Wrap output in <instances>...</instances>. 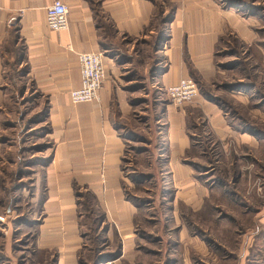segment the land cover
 Returning <instances> with one entry per match:
<instances>
[{
    "label": "crops",
    "instance_id": "crops-1",
    "mask_svg": "<svg viewBox=\"0 0 264 264\" xmlns=\"http://www.w3.org/2000/svg\"><path fill=\"white\" fill-rule=\"evenodd\" d=\"M54 1L0 0V135L4 129L3 105L13 97V67L19 63V71L24 64L22 78L26 87L45 100L52 128L48 133L52 159L44 180L49 189L48 216L56 217L42 229L43 247L58 251V264H76V229L60 226L58 216L66 214L68 208L71 211L72 206L66 207L62 200L70 198V185L77 181L90 185L99 194L104 210L115 217L122 238L118 260L134 263L132 256H137L139 245L134 227L142 210L129 200L126 190L153 176L147 179L134 161H126L131 140L121 125L132 113L136 92L129 87L139 81L136 74L145 75L160 66L162 75L157 79L165 89L192 77L193 69L201 74L200 93L194 101L181 106L171 100L166 104L161 148L165 160L156 179H162L161 192L171 195L174 216L199 217L198 225L203 227L202 222L211 221L212 201L228 196L218 184L221 173L216 170L225 159L230 166L235 164L229 159L230 150L241 151V157L246 158L256 153L264 160V139L247 126H239L223 105L225 99L237 110L243 105L247 113L242 111V115L254 120L257 112L248 107L249 94L220 93L223 98L219 101L209 96L215 92L209 83L215 74L214 52L219 40L229 32L244 38L254 34L247 20L241 21L216 0H62L68 6L69 24L66 29L54 30L46 17L47 7ZM168 14L171 18L163 23L168 28L166 40L160 45V17ZM84 51L104 53L106 77L98 99L74 104L70 91L81 85L79 53ZM258 114L264 124V111L259 109ZM238 166L236 178L245 184L240 162ZM212 170L215 174L208 177ZM240 188L237 194L246 197ZM181 222L180 245L164 254L159 264L192 263L191 249L199 256L211 254L214 261H223L224 257L213 255L197 235H190L182 218ZM61 233L67 238H61ZM246 246L240 244L239 254L246 255Z\"/></svg>",
    "mask_w": 264,
    "mask_h": 264
},
{
    "label": "rangeland",
    "instance_id": "rangeland-1",
    "mask_svg": "<svg viewBox=\"0 0 264 264\" xmlns=\"http://www.w3.org/2000/svg\"><path fill=\"white\" fill-rule=\"evenodd\" d=\"M216 1L223 8L234 11L241 21L247 20L254 36L244 38L237 32H229L219 40L214 52L215 74L209 83L219 94L214 92L209 96L219 101L223 98L220 93L244 92L245 97L248 93V107L257 112L254 120L242 115V111L246 112L243 105L237 110L226 99L223 105L232 112L239 126H247L258 138L264 139L263 119L258 114L259 109L264 111V0ZM170 18L169 14L160 17V45L166 40L164 34L168 31L167 24L163 23ZM19 60L20 56L15 63ZM159 60L164 63V56L160 55ZM17 64L13 67V97L3 105L4 129L0 135V264H58V251L43 247L45 242L40 236L46 223L56 217L48 216L49 189L44 180L46 166L52 159V140L48 135L52 128L47 120L45 100L33 88L26 87V80L22 78L26 65L18 71ZM136 75L140 76L139 81L129 87L136 91L134 95L137 94L132 96V113L121 125L131 140L126 148V161H134L147 179L153 176L152 180L145 183V179L142 184L139 180L137 185L126 190L129 200L142 210L134 227L138 254L132 256L134 263L118 260L122 255V249L119 250L122 238L115 217L104 210L99 194L90 185L76 181L70 185V198L62 200L66 207L72 206L71 211L68 208L66 214L58 216L60 226L76 229L74 238L78 239L79 249L75 263L159 264L164 254L180 245L182 218L190 235H197L204 241L213 255L224 257L223 261H214L211 254L199 256L191 249L192 263L189 264H264V160L256 153L249 158L241 157V151L231 149L229 159L235 164L230 166L225 159L215 169L216 173L220 169L221 182L218 184L228 196L212 201L211 221L202 222L201 227L199 217L174 216L171 195L161 192L162 179H156L165 160L164 150H161L162 135L166 128V104L170 102L164 84L157 79L162 75V68L155 67L145 75ZM192 77L200 85L201 74L193 69ZM238 162L245 184L238 183L236 178ZM215 170L207 176L214 175ZM240 187L247 198L237 194ZM241 243L244 247L247 245L246 255L239 254ZM179 252L184 253L183 250Z\"/></svg>",
    "mask_w": 264,
    "mask_h": 264
},
{
    "label": "built area",
    "instance_id": "built-area-1",
    "mask_svg": "<svg viewBox=\"0 0 264 264\" xmlns=\"http://www.w3.org/2000/svg\"><path fill=\"white\" fill-rule=\"evenodd\" d=\"M47 24L51 29H66L69 24L68 6L62 0H55L47 7ZM81 85L70 91L72 103L91 102L99 97V90L106 77L104 53L84 51L79 53ZM199 83L193 77H185L166 88L171 102L181 106L192 102L200 92Z\"/></svg>",
    "mask_w": 264,
    "mask_h": 264
},
{
    "label": "trees",
    "instance_id": "trees-1",
    "mask_svg": "<svg viewBox=\"0 0 264 264\" xmlns=\"http://www.w3.org/2000/svg\"><path fill=\"white\" fill-rule=\"evenodd\" d=\"M212 206V205H211ZM122 248H121V246L119 247V250H121ZM118 256H120V253H119V255ZM118 256H115V257H118Z\"/></svg>",
    "mask_w": 264,
    "mask_h": 264
}]
</instances>
